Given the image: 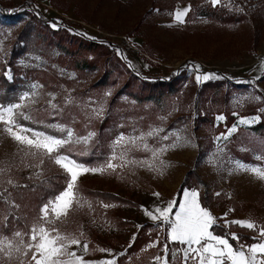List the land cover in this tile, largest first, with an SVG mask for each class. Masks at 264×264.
<instances>
[{
    "label": "rangeland",
    "instance_id": "obj_1",
    "mask_svg": "<svg viewBox=\"0 0 264 264\" xmlns=\"http://www.w3.org/2000/svg\"><path fill=\"white\" fill-rule=\"evenodd\" d=\"M184 8L190 10L182 17L183 23L177 22L174 13ZM32 15L41 16L46 32L48 26L54 30L63 28L69 35L104 43L114 51L112 65L107 63L109 67L112 66L109 81L113 85L104 91L110 93V97L127 85L134 90L138 85L137 76L162 80L183 73L186 78L176 94L163 102L156 119L138 116L129 119L124 111L116 110L117 128L124 129L112 141L121 134L125 137L138 136L157 127L164 130L160 136L167 134L169 139L149 137L147 142L152 147L172 144L176 140L174 134L182 139L175 148H169L159 157L153 169L146 165H128L115 172H89L78 178L76 194L83 207L74 204L68 215L54 225L61 233L80 239L81 247L73 246L77 254L88 264L100 261L116 263L117 257L134 242L138 229L152 222L155 226L146 230L148 234L156 236H152L138 253L132 254L130 263L147 255L157 264H162V261H157L156 257H167L169 264H178L173 252L184 245L169 243V226L153 221L145 214V209L154 213L156 207L163 208L168 201L175 199V213L183 201L185 190H196L202 207L200 195L203 194L206 202L204 208L216 218L213 225L230 236L235 233L240 238L239 243L251 245L247 240L253 237L258 241L259 229L264 228V180L237 168V163L248 168H264V134L245 131L237 138L234 136L241 128L254 127L264 116V112L259 111L264 109V0H220L215 6L211 0H0V64H7L12 47L18 45L19 33ZM103 59L100 67L80 76L96 82L108 69L107 65H103ZM114 62L118 63L116 67L113 66ZM16 63L24 72L29 68L50 67L71 80L79 78L76 70L66 69L51 60L35 45L27 47ZM196 66H199L201 74H215L216 78L197 83ZM5 69L6 76L11 78L9 66ZM207 82L213 83V88H206L204 85ZM34 84L42 86L39 79H28L27 86L16 93L17 97L31 92ZM39 91L45 98L40 99L35 109L43 106L47 93L54 94L57 99L56 92L44 90L43 86ZM105 93L100 95L101 100L88 97L79 101L80 97L70 96L74 100L73 110H77L74 112H78L79 116L83 112L87 122L88 119H97L93 110L100 106L103 110L106 108L109 96ZM224 93L227 96L224 97ZM256 96L260 99H251ZM121 100L127 101V96L122 94ZM0 105L11 104L0 101ZM230 115L232 121L228 125ZM218 116H223L224 120H218ZM242 117L260 119L252 124L237 125V131L227 140L217 141L216 137L226 134ZM90 131L94 132L88 129L82 135ZM84 146L82 149L85 150L89 144ZM245 153L253 161H244L242 156ZM111 155L112 151L109 157ZM129 156L136 160H150L151 153L134 151ZM21 157L23 153L19 152V146L0 124V162H4L0 166L12 165L11 171L0 176V181L11 178L15 182L19 176L30 179L45 175V170L61 169L47 158L40 167H25L24 164L36 161L25 157L22 164ZM160 161H164L167 167L161 165ZM104 164L82 165L97 168ZM189 172H193L192 182L198 187H185L180 191ZM86 188L112 191L133 200L137 205L114 203L104 207L105 204L98 197L85 195ZM89 204L91 207H88ZM116 217L131 220L133 224L120 226ZM232 221H251L256 228L241 227ZM157 242L162 247H158ZM85 243L88 245L86 252L82 248ZM165 243H169L167 253L163 251ZM150 244L156 246L149 247ZM101 248L110 251H99ZM13 264L17 262L13 261ZM188 264L194 262L190 260Z\"/></svg>",
    "mask_w": 264,
    "mask_h": 264
},
{
    "label": "snow or ice",
    "instance_id": "obj_2",
    "mask_svg": "<svg viewBox=\"0 0 264 264\" xmlns=\"http://www.w3.org/2000/svg\"><path fill=\"white\" fill-rule=\"evenodd\" d=\"M211 3L215 6L220 3V0H211ZM189 10L190 8L176 10L174 13L175 20L183 23L182 17ZM53 26L55 27V25ZM195 71L197 83L216 78L215 74H201L199 66L195 67ZM31 88L32 91L22 94L18 102L8 106L0 105V124L3 125V131L17 143L19 152L23 153L21 163H24L25 157H31L36 161L32 164H24L25 167H40L47 158L48 161L59 166L66 173L67 182L59 194L41 206L39 215L31 227L26 231L13 230L10 234H5L3 229L8 227L10 216L17 221L19 220V217H15L11 210L18 209L20 206L12 199V194L7 188L0 190V204L5 205L8 209L6 212H0V264H13V261H16L17 264H88L73 249V246L81 247L80 239L65 235L54 226L56 221H60L62 217L68 215L74 204L83 207L80 197L76 194L78 178L89 172L101 174L109 170L115 172L118 168L128 165H146L149 169H153L156 167V161L159 160V157L169 148H175L182 138L174 134L176 140L172 144L155 148L148 144L149 137H159L161 140L169 139L167 134L160 136V133L164 131L162 128H150L146 133L142 132L138 136L125 137L121 134L113 141L112 155L105 161V164L97 168H88L59 153L62 149L66 150V146L89 144L95 137V132L90 131L87 135H78L71 127L50 125L62 134L57 137L36 131L21 123V121L33 120L31 113L35 110L34 106L40 102V99L45 98L39 91L42 88L41 85L34 84ZM105 95H110V93H105ZM251 99L259 100L260 97L256 96ZM55 100L54 94H46L48 108L58 112L61 105L54 103ZM237 102L240 103L241 101L238 99ZM63 103L73 104L74 100L71 97H65ZM259 111L264 112V109ZM93 112L96 117H99L103 113V107L100 106ZM233 115H238V113H233ZM217 119L223 121L224 117L218 116ZM259 119V117H242L237 121V124L227 130L226 134L222 133L216 139L217 141L227 140L237 131V125L252 124ZM134 151L150 152L151 158L150 160L130 158L129 154ZM114 161H119V163ZM3 163L0 162V164ZM160 164L167 167L164 161H160ZM11 167V164L0 166V176L11 171ZM237 168L251 172L256 178L264 180V168H248L239 163H237ZM3 183L12 187H19L11 178L7 181H0V187ZM154 195L159 196L158 193H154ZM109 206L104 205V207ZM88 207H91V204ZM175 207H177V201L173 199L168 201L163 208L156 207L155 214L147 209H145V214L153 221H159L161 225L167 224L169 226V243L184 245L182 249L173 252V258L177 259L178 264H188L190 260L194 264H264V228L259 229V239L251 245L239 243L240 238L232 233L231 238L239 244L238 247H234L228 238L214 235L210 231L216 222V218L208 209L200 205L199 193L196 190H185L183 202L179 203L178 211L173 213ZM231 223L248 229L256 228V225L251 221H232ZM253 239L257 238L253 237ZM169 243L163 245L165 253L169 251ZM154 246L156 245H149V247ZM82 248L86 252L88 245L85 243ZM99 251L110 250L101 248ZM156 260L162 261V264H169L167 257H156ZM93 264H114V261H100L93 262Z\"/></svg>",
    "mask_w": 264,
    "mask_h": 264
},
{
    "label": "trees",
    "instance_id": "obj_3",
    "mask_svg": "<svg viewBox=\"0 0 264 264\" xmlns=\"http://www.w3.org/2000/svg\"><path fill=\"white\" fill-rule=\"evenodd\" d=\"M41 20V16L37 17L32 15L31 19L26 22L25 27L19 33L17 38L18 45L12 47L7 59V64H5L11 69V78H8L5 74L6 66L2 63L0 64V101L3 104L18 102L19 98L16 93L27 86L28 79H39L44 90L56 92L57 99L55 102L61 105V109L58 112L48 108L45 102L43 106L37 109L34 107L35 110L31 113L33 120H25L21 121V123L26 127L42 132L44 131L47 134L56 135L57 137H60L62 134L57 131L56 128L50 127V125H65L71 127L78 135L84 134L88 129L94 130L95 137L89 142L87 149H82L83 147L85 148L83 144H73L70 147L66 146V150L62 149L60 152L75 159L79 163L87 166L99 165L103 164L109 158L112 149V140L124 129L119 126L117 128L116 110L124 111L123 113H126L129 119L133 116H138L139 118L158 117L157 111L160 109L163 102L174 96L180 89L183 81L186 80L183 73H178L168 79L162 80L141 79L135 74L137 76L136 80H138L137 87L131 90L130 86L127 85L117 90L111 97L108 95V103L103 110V114L97 119H92L91 121L88 119L87 122V118H84V113L82 111V116H79L78 112H74L77 110H73V104H64L63 101L65 97L70 96L80 97L79 101L81 99L87 100L88 97L90 99L101 100L102 96L100 95L105 93L104 91H106L107 87L113 85L112 82L109 81L112 72L110 68H112V66L109 67L107 63L112 65L111 62L113 61L114 51L104 43L69 35L63 28L54 30L48 26V31L46 32L44 26H42ZM43 33H47L45 37L42 36ZM31 45H35L39 52L48 54L51 60L57 61L62 66L66 67V69L76 70L79 73V78L71 80L62 76L58 70H54L50 67L42 69L29 68L24 72L22 70L23 68L17 65L16 61L24 54L26 48ZM89 55L92 56L89 57ZM102 58H104L103 65H107L108 69H105L96 82H90L88 78L80 76L81 73L87 74L100 67ZM116 59L118 60L119 58ZM117 64V62H114L113 66L116 67ZM204 86L206 88H213L214 84L207 82ZM122 94H125L129 101L121 100ZM223 96L225 97L227 94L224 93ZM159 111L161 112V110ZM229 117L231 119L227 120L228 125L231 124L232 121V116L230 115ZM88 123L91 127L89 125V127L87 126ZM115 128H117V130H114ZM245 131L264 134V116L254 127L239 129L234 137L237 138L241 132ZM248 156L249 154L245 153L242 159L248 162L253 161L251 157ZM192 175L193 172L187 174L181 185L180 191L185 187L190 189L198 187L197 184L192 182ZM195 178L199 179L197 175H195ZM66 182V173L61 169L58 170V168H55V170H45V175H38L30 179H25L22 176L17 177L14 183L19 185V187H12L7 183H3L0 190H2V188H7L12 194V199L20 206L18 209L11 210L15 217H19V220L17 221L10 216L8 227L3 229L4 233L10 234L11 231L17 229L26 231L31 227L35 218L39 215L41 206L45 204L47 200L59 194L65 188ZM84 191L85 195L89 197H98L105 205L114 203L133 207L137 205L133 200L123 197L122 195L120 196L112 191H99L93 190L92 188H86ZM200 198L202 205L205 207L206 202L203 194L200 195ZM6 211H8L7 207L0 204V212ZM115 220H117L120 226L133 224L131 220L123 219L122 217H116ZM153 226L155 225L152 222H147L142 225L138 229L139 231L134 242L127 248L126 252L117 257L116 263L114 264H157V262L148 258L147 255L145 257H139L138 260L132 259L134 263H130L132 254L138 253L144 244L155 235L148 234L146 230ZM211 230L217 235L228 238L229 242H231L234 247L238 246L237 242H235L226 231L218 228V226L213 225ZM247 242L248 244H252L256 243L257 240L249 238ZM158 244V247L162 245L160 242H158ZM173 244L177 245L176 243ZM146 253H148V251ZM161 253L162 251L160 250V254Z\"/></svg>",
    "mask_w": 264,
    "mask_h": 264
},
{
    "label": "crops",
    "instance_id": "obj_4",
    "mask_svg": "<svg viewBox=\"0 0 264 264\" xmlns=\"http://www.w3.org/2000/svg\"><path fill=\"white\" fill-rule=\"evenodd\" d=\"M183 202V201H182Z\"/></svg>",
    "mask_w": 264,
    "mask_h": 264
}]
</instances>
